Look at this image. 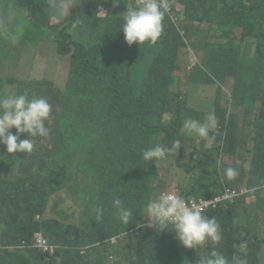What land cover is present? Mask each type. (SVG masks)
<instances>
[{
    "label": "trees",
    "instance_id": "16d2710c",
    "mask_svg": "<svg viewBox=\"0 0 264 264\" xmlns=\"http://www.w3.org/2000/svg\"><path fill=\"white\" fill-rule=\"evenodd\" d=\"M179 1L185 4L178 14L184 23L180 29L168 17L166 37L158 51L151 48L156 55L141 78L145 59L138 63L141 53L127 44L119 28L127 0H79L59 29L48 24L56 16L48 0H0V56L9 53L10 26L9 37L26 40V49L36 46L31 39L36 43L56 30L61 53L72 56L60 113L49 128L50 146L8 153L0 144V264H112L110 256L119 259L117 264H198L214 249L228 264H264V239L249 235L264 226V188L255 192L249 210L244 197L207 212L219 225L218 243L188 248L169 229L147 227L142 219L147 202L159 194L156 167L142 153L160 139L189 147L187 139L200 137L183 130L188 117L214 115L217 128L207 138L214 139L217 155L223 153L217 151L221 145L237 158L233 168L239 174L229 181L222 171L209 168L224 166L215 161L213 149L203 154L195 144L189 147L194 149L185 163L187 173L200 175L194 178L201 182L207 174L213 178L209 186L203 182L204 196L213 194L211 186L220 192L225 183L238 186L241 179L249 187L264 185V0ZM185 41L200 52L189 82L217 89L209 113L188 107L186 94L171 90L178 84L173 72ZM228 83L224 104L221 94ZM4 84L0 78V95L38 97L37 80L18 81L14 94L1 91ZM21 173L41 184L35 200L15 198ZM63 193L81 206L79 222L71 221L76 213L53 200L64 198ZM117 198L132 211L128 225L112 206ZM36 231L47 239V249L36 244Z\"/></svg>",
    "mask_w": 264,
    "mask_h": 264
},
{
    "label": "clouds",
    "instance_id": "9594fccd",
    "mask_svg": "<svg viewBox=\"0 0 264 264\" xmlns=\"http://www.w3.org/2000/svg\"><path fill=\"white\" fill-rule=\"evenodd\" d=\"M78 2L79 0H76L71 12L64 18H68L76 10ZM127 2L121 15V27L127 44L141 53L138 59V63H141L144 61L148 49L155 48L158 51L156 46L165 39L167 34L168 17L181 29V25L184 22L178 14L184 12L185 4L183 3V11H176L172 7L174 1L171 0H127ZM65 11L67 9L61 3L59 5L60 16ZM172 13L176 14L177 21L171 16ZM185 43L187 42L185 41ZM182 48L194 49L188 43L180 47L177 56L178 68L173 72L176 76L178 75L175 72L180 68L179 56ZM50 112L51 105L45 98L37 96L29 98L27 93L15 96L0 95V144L6 146L8 153L32 152L36 146L30 137L38 136L39 138L49 135L50 129L46 126L45 122L48 120ZM169 118L170 115L168 113L165 114V120ZM200 119L204 122L199 121ZM182 127L189 136L207 138L210 132L217 128V122L214 115H208L205 119L198 115V117L185 118ZM24 134L25 138L21 139ZM193 149L181 146L179 141L172 143L163 142L160 139L151 147L146 148L142 153L143 160L156 167L154 185L159 188V194L147 202L142 219L148 221L147 227L158 230L169 229L188 248H196L209 240L214 243L220 241L219 225L215 218L206 216L207 212L234 204L241 198H249L253 194L255 195L257 190L264 188V185L249 187L248 185L234 186L225 183L220 192L206 197L203 195V182H201L196 187L182 186V193L165 191V184L157 183L158 166L156 161L178 154L176 160L179 161V165L190 178H194L200 175L189 174L185 169V163L189 161L190 153ZM197 149L206 154L201 148ZM183 157H185V160L181 162L180 160ZM238 174V171L233 167L225 168L224 173H222L223 177L228 180H234ZM213 188L211 186L212 190ZM227 188L237 190L247 189V192L234 198V200L224 199L218 206H210L205 211H203L200 205L190 202L192 199L196 201L201 199L212 200L217 196H222ZM112 206L119 210L121 223L128 225L132 220L131 209L124 207L122 201L118 198L112 200ZM254 232L256 234H264V226L260 230L254 229ZM122 235L127 237L125 232L118 233V236L122 237ZM198 264H228V261L221 252L214 249L210 257L201 258Z\"/></svg>",
    "mask_w": 264,
    "mask_h": 264
},
{
    "label": "rangeland",
    "instance_id": "374dc122",
    "mask_svg": "<svg viewBox=\"0 0 264 264\" xmlns=\"http://www.w3.org/2000/svg\"><path fill=\"white\" fill-rule=\"evenodd\" d=\"M61 3L64 4L67 11H65V13L60 17L58 16V14H60L59 5ZM75 3L76 0H48L49 6L54 9V12L56 14L55 17L51 18L48 24L53 25L57 29H59L60 22L71 12ZM172 7H174L176 11L184 10V4L181 3L179 0H174V4ZM10 11L15 13L13 8H11ZM171 16L177 21L175 13H172ZM3 24L4 22L0 17V26H2ZM10 28L11 26L8 28L7 34V44H9V53H7V58L0 56V78L5 81V84L2 85L1 91L11 93L17 92V82L20 80L32 79L39 81L40 87L38 97L47 99L51 105L50 116L45 123L47 127L52 128L55 126L60 113L62 92L68 78L70 59L72 56L64 55L61 53L59 45L55 39L56 30L52 31V33L47 37L39 39L36 43L33 41V39H31V42L36 44V46L34 48L27 47L26 49V40L14 39L9 37ZM119 28L121 29V35L124 36L122 27ZM184 32L185 31L182 30V33ZM186 41H193V39L190 40L186 38ZM0 44H2L1 37ZM155 55L156 53L153 49H148L146 51L145 61L142 64L139 72L141 78L145 77L147 70L151 62L153 61ZM199 59V51L192 48L181 49L179 56L180 68L175 72L178 75V84L177 86L172 85L171 90L181 91L186 94V101L184 103L188 107L196 106L209 113L212 110V101L216 96L217 89L214 86H201L189 82V74L194 69ZM10 79H13L15 81L14 85L8 82ZM229 95L230 83H228L224 87V92L221 94L222 103H226V100L229 98ZM30 139L37 148L42 150L47 149V147L50 146L51 142L50 135L39 138L38 136L30 137ZM241 142H243V140H241ZM193 144H195L198 148H201L203 151H209L213 149L215 161H217L219 165L224 164V166L227 165L228 167H234L235 161L237 159L236 156L233 153L226 151L221 145H217V151L223 153L221 154V156L217 155V153L215 152L216 147L213 138H196L194 142L190 139H187V146L192 147ZM239 154L248 157L250 156V154L247 152H239ZM177 155L178 154H175L172 157L167 156L164 160L156 161V164L158 166L157 183H164L165 191L167 192L182 193V186L187 185L189 187H196L201 184V179L190 178L186 174V172L179 165V161L176 160ZM184 160L185 157H183L180 161L183 162ZM224 166L220 168L215 165H212L209 168L212 170L213 173L216 172L215 170H219L224 173ZM245 166H247L248 168L249 162H246ZM16 178L18 186L15 190V198L20 197L24 200H35L37 198L41 184L33 181L29 174L21 173ZM241 180L242 182L240 185H246V180ZM203 182H205L207 186L211 185V183L213 182L212 176L207 174L203 178ZM213 190V194L218 193L215 188H213ZM62 196L64 198H60L58 195H56L53 197V200H58L59 205L61 208H63V210L76 213V218H71V221L79 222L80 220L78 217L81 214V206L77 203H74L73 198L68 193H63ZM53 200L51 201V204L53 203ZM88 200L89 199L84 200V206L87 204ZM256 200L257 197L254 194L249 198H245L247 210L251 208V206L256 202ZM257 214L258 212H256L255 215L251 217V220H253ZM249 235L251 237H254L255 239L256 236H258L260 239H264V234H256V232L254 231L251 232ZM122 238H124V235H122ZM249 241L253 242L250 237ZM123 242L124 241H120L119 243ZM101 257L102 255H97L95 258L99 259ZM110 261L112 264H117V262H119V259L110 256Z\"/></svg>",
    "mask_w": 264,
    "mask_h": 264
},
{
    "label": "built area",
    "instance_id": "2783aa9c",
    "mask_svg": "<svg viewBox=\"0 0 264 264\" xmlns=\"http://www.w3.org/2000/svg\"><path fill=\"white\" fill-rule=\"evenodd\" d=\"M246 192H247V189L237 190V189L227 188L225 190V193L222 196H217L212 200H202L201 199L199 201H196V200L192 199L190 202L200 205L203 208V211H205L210 206H213V207L218 206V204L224 199L234 200V198H236V197H238V196H240ZM35 236H36V244L39 246H43L45 249H47L48 248L47 239H45L43 237V235L39 232H37L35 234Z\"/></svg>",
    "mask_w": 264,
    "mask_h": 264
}]
</instances>
